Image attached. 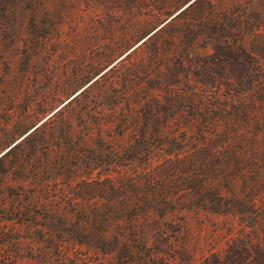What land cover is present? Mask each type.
I'll list each match as a JSON object with an SVG mask.
<instances>
[{
    "label": "trees",
    "instance_id": "1",
    "mask_svg": "<svg viewBox=\"0 0 264 264\" xmlns=\"http://www.w3.org/2000/svg\"><path fill=\"white\" fill-rule=\"evenodd\" d=\"M80 4L110 15L111 44L63 89L88 85L0 155V224L57 228L102 245L110 264H264V9L239 0ZM199 44L213 51L193 60ZM106 101L108 113L98 108ZM61 188L74 193L71 207L53 200ZM183 211L232 215L242 228L197 263L195 236L167 219ZM42 241L36 249L47 243L68 264L64 241Z\"/></svg>",
    "mask_w": 264,
    "mask_h": 264
},
{
    "label": "rangeland",
    "instance_id": "2",
    "mask_svg": "<svg viewBox=\"0 0 264 264\" xmlns=\"http://www.w3.org/2000/svg\"><path fill=\"white\" fill-rule=\"evenodd\" d=\"M85 1L0 2V153L34 125L58 110L73 93L88 85L83 83L69 91L63 89L65 81L75 75L80 63L93 50L111 44L109 32L113 29V21L110 15L103 9L95 11L80 4ZM239 1L249 3L252 10L264 9V0ZM94 16L100 22L92 18ZM123 24L119 20L117 29H122ZM85 30L90 34L85 41L74 39L77 32ZM212 51V45L199 44L193 48L191 58L198 60L210 55ZM111 106L106 101L98 108L108 113ZM114 137V143H124L118 135ZM52 198L63 207H71L77 200L72 190L63 188ZM167 219L177 228L183 224V233L188 228L195 236L199 242L197 263L202 262V256L208 254L213 246L214 250L224 248L226 241L242 228L232 215L183 211L171 214ZM40 230L42 229L35 226L2 222L0 264H57V253L46 249L47 243L36 249V241L43 242L45 238L65 242L62 253L67 256L68 264H110L99 247L102 246L100 244L88 248L77 243L72 234L63 236L57 228L53 232ZM115 231L117 230L113 233ZM113 237L114 234L108 235L110 239ZM120 238L123 240L125 237ZM133 238L138 240V244L140 238ZM66 239L69 240L65 241ZM106 243L109 247L112 245L109 241Z\"/></svg>",
    "mask_w": 264,
    "mask_h": 264
},
{
    "label": "water",
    "instance_id": "3",
    "mask_svg": "<svg viewBox=\"0 0 264 264\" xmlns=\"http://www.w3.org/2000/svg\"><path fill=\"white\" fill-rule=\"evenodd\" d=\"M87 85L83 86L80 90H78L77 92L73 93L66 101H64L61 105H60V108L63 107L65 104H67L69 101H71L78 93H80ZM57 111V110H56ZM53 113H51L50 115H52ZM49 115V116H50ZM48 116V117H49ZM47 119V117L45 118ZM45 119H43L42 121H40L39 123H37L36 125H34L32 128H30L26 133H24L16 142L20 141L21 139H23L27 133H29L30 131H32L37 125L41 124ZM15 144L12 143L7 149H5L3 152L0 153L3 154L5 151H7L11 146H13Z\"/></svg>",
    "mask_w": 264,
    "mask_h": 264
}]
</instances>
